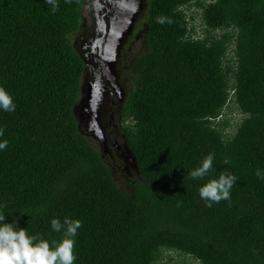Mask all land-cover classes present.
I'll list each match as a JSON object with an SVG mask.
<instances>
[{"label": "trees", "instance_id": "1", "mask_svg": "<svg viewBox=\"0 0 264 264\" xmlns=\"http://www.w3.org/2000/svg\"><path fill=\"white\" fill-rule=\"evenodd\" d=\"M56 4L0 0V87L16 104L0 110L5 222L51 244L52 219L81 220L74 264H264V0H147L119 113L124 187L74 113L83 0ZM221 174L237 177L231 198L208 206L198 190Z\"/></svg>", "mask_w": 264, "mask_h": 264}, {"label": "clouds", "instance_id": "2", "mask_svg": "<svg viewBox=\"0 0 264 264\" xmlns=\"http://www.w3.org/2000/svg\"><path fill=\"white\" fill-rule=\"evenodd\" d=\"M125 2V0H121ZM49 4L53 5V11L56 10L58 5L56 4V0H47ZM87 2H90V0H83V7L85 9V6ZM128 3V2H127ZM147 3V0L137 2V7L139 10V6L144 8L142 12L139 11H133L130 13L131 15H135L138 13V17L141 16V22L144 19L145 16V5ZM90 11V22L89 24L86 23V20L84 18V23L81 26L82 29L77 32L80 34H85V37L87 38L91 33L90 28L92 26L93 21V11L94 9L92 6H89ZM129 14V15H130ZM96 18V17H95ZM127 14H125L124 20H126ZM160 23H164V20L162 18L159 19ZM140 28V27H139ZM131 27L127 34L125 35L126 39L129 42V39L132 40V38L138 40L139 46L135 53L139 52L140 50V39H141V30L136 31L135 33H132ZM82 31V32H81ZM76 33V34H77ZM75 34V35H76ZM132 37V38H131ZM84 38V37H83ZM130 40V42H131ZM76 39L74 40V42ZM117 48L118 52H121L122 54V64L124 62V56L126 55V59L128 58V52H122L121 48ZM91 50V49H90ZM133 56V55H132ZM129 60L132 62L131 58ZM118 62L116 63L115 67L117 66ZM123 66V65H122ZM114 67V66H113ZM129 69V66H128ZM82 83V82H81ZM121 86V82H120ZM126 89V86H125ZM126 93V92H125ZM125 93H123V99L119 98V105L116 109H112V112L110 111V102L109 98L108 100L100 102L102 107H99V115H100V124L97 125V127H93V131L99 136L98 138H94L93 136L89 134H84L85 136H89L93 138L94 141L97 142L99 150L102 152L103 157L106 158L105 150H107V143L109 138L111 139V131H115L114 138L117 141V144H119L118 138L121 139L120 134L123 135L122 127H121V121H120V110L123 105V101L125 99ZM116 95V94H115ZM121 95V92H120ZM75 104L79 106L81 100ZM108 97V95H107ZM100 98L104 99V96L101 94ZM115 98V97H114ZM118 99V98H117ZM122 99V102H121ZM16 109V104L13 102L12 95L4 88L0 87V110L6 111V112H14ZM115 123V127H113ZM3 135V130L0 129V136ZM101 140V145L99 140ZM119 139V140H120ZM127 145V144H126ZM8 146V142L6 140L0 141V150L5 149ZM128 147V146H127ZM129 149V148H128ZM214 154L207 155L201 162L200 166L196 169L192 170L189 175L192 179H203L210 170L213 167V161H214ZM107 159V158H106ZM108 160V159H107ZM256 175L258 177L264 178V173H261V171L257 170ZM237 177L235 175L230 174H221L217 179H211L207 181L205 184H203L199 188V196L202 200L209 202L208 206H211L212 202H220L221 200H230V191L233 186V184L236 182ZM82 222L79 219H70L65 217L63 220V223L59 218H54L51 220V228L55 232H61L63 231V237L59 241H52L51 244L49 241L45 239H40L35 235H29L27 230L25 228L18 227L16 223L13 222H5V215H0V264H74V261L76 259V255L74 252L75 248V237L78 233V230L81 228Z\"/></svg>", "mask_w": 264, "mask_h": 264}, {"label": "water", "instance_id": "3", "mask_svg": "<svg viewBox=\"0 0 264 264\" xmlns=\"http://www.w3.org/2000/svg\"><path fill=\"white\" fill-rule=\"evenodd\" d=\"M90 5L94 9L92 15L96 17H93L91 34L87 38L83 36L84 38L76 39L74 42V47L84 61V73L80 88L82 101L80 102L81 106L78 104L74 107V113L79 131L98 138L93 127L100 124L98 108L103 105L100 102L104 101L105 103L110 97L120 96L121 86L119 81H115L113 64L119 57L117 48L123 45L125 35L134 20V14L128 13L127 9L130 4L121 0H90ZM143 9L142 6H139L141 12ZM127 13L128 16L124 20ZM101 94L104 99L100 98ZM120 137L119 145L127 151L125 158H129V162L132 163L133 158L126 145L124 135L120 134ZM98 140L101 145V140Z\"/></svg>", "mask_w": 264, "mask_h": 264}, {"label": "rangeland", "instance_id": "4", "mask_svg": "<svg viewBox=\"0 0 264 264\" xmlns=\"http://www.w3.org/2000/svg\"><path fill=\"white\" fill-rule=\"evenodd\" d=\"M125 2L126 3L128 2L131 6V7L129 6V9H127L128 11H130V12L133 11V13H134V11L138 10V7H137L138 6L137 5L138 0H125ZM145 2H146V0H145ZM89 6H90V2H87L86 6H85L84 13H83V16L86 20V23H88V24L90 22ZM194 10L195 9L191 8V11H194ZM127 16H128V13H127ZM137 17H138V13L135 15L134 20L131 22V30L130 31L132 33H135L136 31L140 30L139 25L141 22V20H140L141 16H140V18H137ZM138 20H140V22H138ZM194 23H196V25L200 28L202 21H201L199 13H195V22ZM85 34H86V31L84 34L77 33L75 35V39L83 38V36H85ZM130 40L131 39H129V42H128V40L126 39L123 47L121 48L122 52H126V51L128 52V58L126 59V55H125L124 56V62L122 64V54H121V52H119V57H118L117 61L114 62V64H113V66H114L113 69H114L115 79H116L115 81L121 82V88L119 89V92H121V95L120 96L117 95L115 97L118 99L122 98L123 93L126 92L125 86L129 83L128 82L129 60H130V57L136 52V50L139 46V42H138L137 38L136 39L132 38L131 42H130ZM77 42H78V40H77ZM117 62H118V64L115 67ZM119 139L120 138H118L117 140L119 141ZM118 149L119 150L111 151V152L108 150H105V153L108 157V160L113 162L114 167H117V172L115 173V179L117 181V184L124 187V185L126 186L125 182L127 183V180H129L133 177V173L135 171V166H133L132 163L129 162V158H125L127 151L122 146H120L119 144H118ZM109 153H111L112 156ZM172 256L173 257L165 256L164 258H166V259H165V261L163 259L162 264H195L190 259L182 257V255L177 256L174 254Z\"/></svg>", "mask_w": 264, "mask_h": 264}, {"label": "flooded vegetation", "instance_id": "5", "mask_svg": "<svg viewBox=\"0 0 264 264\" xmlns=\"http://www.w3.org/2000/svg\"><path fill=\"white\" fill-rule=\"evenodd\" d=\"M140 1H143V0H140ZM91 49H93V48H91ZM86 55L88 56V54H86ZM109 102H110V111L112 112V109L114 110V109H116V108L118 107V105H119V99L114 98V97H111V98L109 99ZM78 103H79V102H78ZM113 127H115V123H114ZM111 133H112V135H111V139L109 138L108 143H107V150L110 151V152H111V151H116V150H118V149H117V146H118V145H116V144H117V141H116L115 138H114L115 131H111ZM109 154L112 156L111 153H109ZM106 158L108 159L107 156H106Z\"/></svg>", "mask_w": 264, "mask_h": 264}]
</instances>
